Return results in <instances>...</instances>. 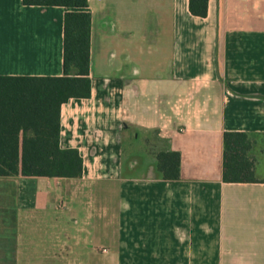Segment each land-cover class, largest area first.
Wrapping results in <instances>:
<instances>
[{"label": "crops", "instance_id": "obj_1", "mask_svg": "<svg viewBox=\"0 0 264 264\" xmlns=\"http://www.w3.org/2000/svg\"><path fill=\"white\" fill-rule=\"evenodd\" d=\"M189 5L89 0L92 95L61 110L83 175L0 176V264L34 262L18 248L37 215L43 264H264V182L223 177L225 133L264 137V0ZM69 11L0 0V77L63 76ZM127 134L179 152L181 178L126 167Z\"/></svg>", "mask_w": 264, "mask_h": 264}, {"label": "trees", "instance_id": "obj_2", "mask_svg": "<svg viewBox=\"0 0 264 264\" xmlns=\"http://www.w3.org/2000/svg\"><path fill=\"white\" fill-rule=\"evenodd\" d=\"M209 2L190 0L191 14L207 17ZM23 3L71 9L65 17L64 75L0 77V176L80 178L84 171L82 156L76 149L61 146V110L72 98L92 95L89 0H23ZM257 136L262 137L225 133V182H264L256 175ZM157 161L164 179L181 178L179 152L158 153Z\"/></svg>", "mask_w": 264, "mask_h": 264}, {"label": "rangeland", "instance_id": "obj_3", "mask_svg": "<svg viewBox=\"0 0 264 264\" xmlns=\"http://www.w3.org/2000/svg\"><path fill=\"white\" fill-rule=\"evenodd\" d=\"M130 134L126 135L124 141L125 147V166L127 167L131 161L136 160L139 163V172L145 173L149 166L157 164V158L150 153V145L141 134L140 139L133 140L129 137ZM256 157H257V170L256 175L259 179H264V140L262 137H256ZM40 215L36 216L34 224L27 227L21 228L22 239L19 242V256L23 261L30 260L32 264H43V251L44 246L42 235L46 231L52 232V228L46 229L45 224L39 220ZM41 218V217H40ZM28 264V263H25Z\"/></svg>", "mask_w": 264, "mask_h": 264}]
</instances>
